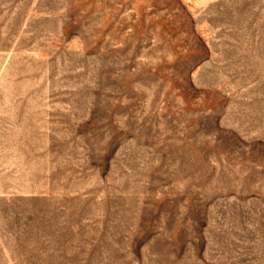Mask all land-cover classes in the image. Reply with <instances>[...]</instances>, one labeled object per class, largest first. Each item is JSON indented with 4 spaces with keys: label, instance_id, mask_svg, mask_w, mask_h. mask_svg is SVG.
<instances>
[{
    "label": "rangeland",
    "instance_id": "1",
    "mask_svg": "<svg viewBox=\"0 0 264 264\" xmlns=\"http://www.w3.org/2000/svg\"><path fill=\"white\" fill-rule=\"evenodd\" d=\"M0 264H264V0H0Z\"/></svg>",
    "mask_w": 264,
    "mask_h": 264
}]
</instances>
